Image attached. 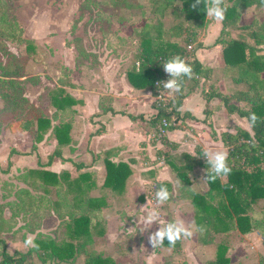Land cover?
Listing matches in <instances>:
<instances>
[{"label":"trees","instance_id":"trees-1","mask_svg":"<svg viewBox=\"0 0 264 264\" xmlns=\"http://www.w3.org/2000/svg\"><path fill=\"white\" fill-rule=\"evenodd\" d=\"M149 1L152 4L151 16L145 20L140 33V53L125 73L132 87L154 94L155 82L160 78L162 66L159 59H168L176 54L183 58L188 45H193L191 59L187 62L192 65L193 74L190 78L208 74L211 68L195 58V51L202 45L199 32L208 25L205 6L211 0ZM222 3L227 9L221 21V33L225 36H230L229 30L240 25L247 9H264V0H222ZM170 16L174 19L173 26L166 25ZM247 29L252 43L228 37L218 38L215 42L222 46L224 75L229 76L237 87L243 88L207 94V101L213 97L220 98L229 114L245 118L250 125L251 131L237 127L234 132L224 131L220 134L223 146L227 149L231 171L226 176L206 180L205 176L210 169L199 146L195 147L194 155L187 152L175 155L164 153L175 178L183 184L181 197L190 200L193 206L195 227L204 226L203 232L198 231L199 239H205L210 233L221 237L216 245L215 258L205 264H232L228 251L233 231L241 234L259 232L264 240V207L258 208L259 202L264 199V18H254ZM8 41L24 42L28 46L31 44L30 40H24L22 30L12 16L10 3L0 0V51L6 57V62L0 63V98L8 105L9 129L13 132H27L38 142L49 132L48 137L54 138L57 145L42 168L30 169L27 174L22 173L16 178L26 186L17 188V199L8 204L11 211L9 217L4 214L6 206L0 202V264L26 263L27 255L21 252L10 254L2 237V234L21 229L35 234V242L39 247L30 248L28 253L36 252L43 260L70 261L81 253L86 256L85 264H116L112 258L93 250L94 239L105 234L107 223L103 209L108 203L104 196L92 194L96 189L120 194L131 173L129 164L106 159V175L102 184H98L96 173L82 172L72 179L67 170L56 173L47 169L55 158L68 160L63 157L62 150L65 146L69 147L72 141L70 132L77 100L65 87H75V84L69 79L67 84L52 92L50 104L54 111L51 115L46 114L23 95L20 85L24 77L23 68L18 65L16 56L8 50ZM186 78L189 77L183 79L173 109L178 119H181L179 109L185 98L182 89ZM153 105L155 113L151 115L152 123L163 116L156 103ZM249 112H255L259 117L254 124L248 121ZM107 113H114L112 98L103 95L99 97L97 115ZM162 143L166 149L170 147L167 137ZM197 169L203 171L204 190L195 188L194 174ZM161 185H165L171 194V182H157V187ZM50 188H54L56 200L48 197ZM51 217L59 221L53 230L55 237L45 236L40 231L44 222ZM181 240L169 246L165 238L163 243L173 254L181 255ZM259 264H264V254L260 256Z\"/></svg>","mask_w":264,"mask_h":264},{"label":"rangeland","instance_id":"rangeland-1","mask_svg":"<svg viewBox=\"0 0 264 264\" xmlns=\"http://www.w3.org/2000/svg\"><path fill=\"white\" fill-rule=\"evenodd\" d=\"M7 1L11 5L13 18L22 30L24 40L31 41L29 46L24 42H7L8 50L16 56L18 65L23 68L24 77L20 80L23 95L48 115L54 111L50 104L52 92L67 84L69 79L88 91L77 94H87L95 103L99 96L108 92L110 84L122 83L124 74L140 53V33L145 20L151 16L152 8L149 0ZM254 18H264V9L252 7L247 10L241 19V26L231 28L230 36H225L220 31L221 21L207 16L208 23L214 24L206 37L207 44L214 46L218 38L225 37L252 43L248 37L247 26ZM166 25H174L172 16L168 18ZM203 32L204 29L200 30L199 34L202 35ZM221 60L222 55L219 54L215 63L221 65ZM1 62H6V57L0 51ZM236 87L231 79L227 78L221 83L219 90L229 92ZM72 88L74 87L66 86L65 90L70 91ZM149 100H152L153 104L151 97ZM219 104L221 107V103ZM6 106L8 105L0 98V202L6 206L4 214L9 217L11 211L8 204L17 199V188L26 186L16 178L22 173L27 174L30 169L42 168L48 161V155L55 150L57 142L55 143L56 140L51 136L48 137L49 132L38 142L27 132L11 131ZM148 117H151L150 113ZM94 118L97 120L94 121ZM90 120L97 130L105 119L92 115ZM243 123L249 126L245 119ZM146 129L150 137L151 128ZM79 130L73 138L83 137V131ZM94 132L89 131L84 139L92 136ZM11 133L18 135L10 136ZM34 143H37V147ZM158 152L159 150H154L157 157ZM62 154L64 158L70 156L68 146L63 148ZM160 159L166 162L165 158ZM90 162L91 158L83 164L90 165ZM70 167L72 169V166ZM168 170L172 174L171 167H168ZM71 171V178H77L79 174L74 169ZM99 173L97 182L102 184L105 177L101 170ZM172 176L175 186L173 184L169 199L162 203L156 202L155 189L158 187L153 182L147 184L138 195L126 196L125 200L115 199L117 196H123L125 192L115 194L112 191L94 190L92 195L104 196L108 206L103 209V217L107 223L105 234L94 239L93 250L112 258L116 264H205L214 259L220 235L210 233L205 239H199V232L192 218L193 206L190 200L181 197L180 186L183 184L175 178L174 172ZM194 178L195 188L204 190L203 171H197ZM39 191L44 193L42 189ZM47 195L56 200L54 188H50ZM261 207H264V199L258 204V208ZM152 209L158 210V220L146 223L145 217ZM173 220L181 221L186 227L193 229L190 237H183L181 240V255L173 254L164 243L152 248L148 241L149 233ZM58 223L56 217H51L44 222L40 231L46 234L45 236L55 237L53 230ZM21 224L20 221L19 225ZM29 234L32 233L26 229L2 234L10 254L21 252L27 255L25 264H85L86 256L81 253L64 262L56 259L43 260L36 252L28 253L32 247L25 246L23 241ZM263 241L259 232L241 234L239 231H233L229 238L228 251L232 264H259V258L264 254ZM1 250L0 246V259Z\"/></svg>","mask_w":264,"mask_h":264},{"label":"crops","instance_id":"crops-1","mask_svg":"<svg viewBox=\"0 0 264 264\" xmlns=\"http://www.w3.org/2000/svg\"><path fill=\"white\" fill-rule=\"evenodd\" d=\"M213 26V23H208L202 35L199 36V42L202 45L195 51V58L211 70L201 77L186 78L184 80L182 90L185 98L179 109L180 124L168 133L167 139L170 144L168 149L165 148L163 143H152L147 133L146 128H152L151 117H148V113L150 115L155 113L154 105L151 103L152 100H149V97L152 98L150 91L133 88L126 78V74H124L122 83L113 82L110 84L108 92L101 96H111L114 113L100 115L99 117L105 120H102L101 128L96 130L90 117L92 115L98 116L100 96L95 103L87 94H77L88 93V91L83 90L80 85L77 86V82L74 81L76 86L69 91L77 100V104L74 106L76 112L74 124L70 132L72 137L69 146L70 156L67 161H62L60 158L56 160L57 158H55L52 165L47 168L53 167L51 171L56 173L67 170L70 174H73L71 170L74 169L78 174L90 172L96 173L97 176H100L99 172L101 170L102 175L105 177L106 159L114 163L125 162L129 164L131 173L121 189V193L125 192L124 195L115 198L125 200L126 196L138 195L146 188L147 184L152 182L157 185V182L168 181L175 186L174 177L172 176L173 171L171 174L168 170L170 166L166 163L167 161L162 162L160 159L165 158L167 160L164 154L166 152L171 155L180 152L194 155L195 147L199 146L201 150L209 149L227 153V149L220 139L221 131L234 132L237 127L251 130L250 125L246 126L243 123L245 118L229 114L226 111L220 98L213 97L207 101L208 92H222L219 90L221 83L230 78L224 75L225 63L223 57L221 65L215 63V58L219 54L222 55V46L215 43L212 46L206 42V37L212 31ZM231 81L233 82L232 79ZM237 88L242 89L243 86ZM222 93H226V91ZM219 103H221V107H219ZM96 120L94 118V121ZM78 130L83 131V137L73 138ZM89 131L95 132L92 136L84 139ZM16 135L10 134V136ZM20 135H25V133H20ZM155 149L159 150V157L154 153ZM89 158H91L90 165L83 164ZM67 164L72 166V169ZM199 170L201 169H197L195 173ZM180 188H183V185ZM175 198L176 194H174V200Z\"/></svg>","mask_w":264,"mask_h":264},{"label":"clouds","instance_id":"clouds-1","mask_svg":"<svg viewBox=\"0 0 264 264\" xmlns=\"http://www.w3.org/2000/svg\"><path fill=\"white\" fill-rule=\"evenodd\" d=\"M198 2V0H197ZM226 6L222 3V0H211V3L205 6V15L210 16L217 21H223ZM163 70L169 74L167 80L162 81L163 89H167L170 92L179 93L181 90L182 81L185 77L192 76V65L187 63L179 54L173 55L166 59L163 63ZM258 116L255 112L248 113V121L250 124H254L258 120ZM202 155L206 158V163L210 171L205 176L206 180H214L217 176H226L231 168L229 167L227 160V153L224 151H212L209 149H202ZM169 191L165 185H161L155 189V198L157 203H162L169 199ZM159 212L156 209H152L145 217L146 223H152L157 221ZM196 230L203 232L204 226L197 225ZM193 234L192 227H186L181 221H169L163 226L158 227L154 232L149 233L148 241L152 248L157 245L163 244L164 239H167L169 246L175 244L176 241L183 237H190ZM23 244L33 248H38L39 245L35 242L34 234L25 236Z\"/></svg>","mask_w":264,"mask_h":264},{"label":"built area","instance_id":"built-area-1","mask_svg":"<svg viewBox=\"0 0 264 264\" xmlns=\"http://www.w3.org/2000/svg\"><path fill=\"white\" fill-rule=\"evenodd\" d=\"M193 51V45H188L186 50V55L183 59L188 62L191 57L190 54ZM166 58H160L159 63H162ZM169 74L163 70V66H160V78L155 82L156 92L151 93L154 100L153 103H156V106L162 110L163 116L156 122L152 123L150 141L152 143H162L164 138L168 136V133L171 131V128H177L180 124V120L174 113L175 99L177 97L176 92H170L167 89H163L162 81L167 80Z\"/></svg>","mask_w":264,"mask_h":264}]
</instances>
